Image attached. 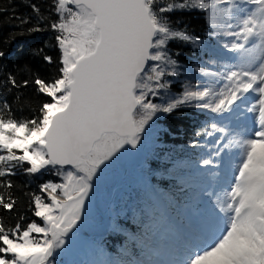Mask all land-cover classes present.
<instances>
[{"label": "snow or ice", "instance_id": "snow-or-ice-1", "mask_svg": "<svg viewBox=\"0 0 264 264\" xmlns=\"http://www.w3.org/2000/svg\"><path fill=\"white\" fill-rule=\"evenodd\" d=\"M53 8L60 57L53 78L31 81L47 98L35 116L17 119L6 98L30 81L0 77V210L16 211L11 177L53 171L62 182L40 184L49 202L32 196L42 224L0 219V264H56L71 250L94 182L126 151L147 147L158 114L181 107L210 114L190 142L204 150L198 161L191 171L177 165L188 188L183 203L173 204L174 215L158 205L142 210L141 235L131 237L135 257L104 259L97 249L100 258L84 264H264V0H53ZM185 9L207 14L209 36L234 62L211 59L216 70L196 68L207 82L187 81L172 94L169 78L181 75V65L169 42L204 47L170 16ZM43 60L54 63L49 55ZM241 105L252 127L236 131L224 120ZM233 153L238 163L227 168L224 158Z\"/></svg>", "mask_w": 264, "mask_h": 264}, {"label": "trees", "instance_id": "trees-1", "mask_svg": "<svg viewBox=\"0 0 264 264\" xmlns=\"http://www.w3.org/2000/svg\"><path fill=\"white\" fill-rule=\"evenodd\" d=\"M33 4L39 8V17L43 19L33 11ZM170 16L173 21L180 22V27L187 26L188 31L200 38L204 45L197 48L189 43L170 41V54L178 60L181 68L203 65L212 67L205 59H216L218 56L215 52L221 54V44L220 40L209 36L207 14L200 9H185L171 13ZM56 18L53 0H0V51L5 54L0 57V77L11 73L21 82L24 79L30 81L27 88L14 89L6 97L12 104L17 119L35 116L38 106L47 99L36 91L31 81L36 75L50 80L57 73L60 49L55 36L58 33L50 27ZM21 20H26L27 23H21ZM36 27L42 30L29 31ZM44 55L52 56L54 63L44 61ZM169 79L173 81V77ZM182 84L178 80L172 82L171 93H179V90L182 92ZM15 96H23L25 103L18 104ZM154 102L159 103L160 100L154 98ZM209 115L206 111L189 107H181L171 114H158L152 123L154 134L150 136V146L143 153H138L142 162L129 158L135 169H126V161L119 157L117 166L115 162L109 165L110 170L102 175V180L107 182L112 192L119 187L123 190L118 202L121 206L119 214L106 216L107 225L102 234L92 236L97 249L103 250L104 259L136 256L139 250L131 237L141 235L140 219L142 210L147 206L167 207L169 212L175 214L173 204L183 203L184 192L188 191L177 177V165L182 164L185 171H191L198 161L204 150L191 148L190 142L194 133L209 122ZM212 139L208 138L209 141ZM11 179L15 185L18 204L15 212L0 210V219L6 226H14L18 221L22 227L32 221L42 224V219L35 217L30 208L32 196L40 195L45 202H49L46 199L47 193L40 192V184L48 181L61 183L62 178L53 171H42V174L35 177L20 173ZM20 217L24 219L19 220ZM114 225L117 227L114 228Z\"/></svg>", "mask_w": 264, "mask_h": 264}, {"label": "rangeland", "instance_id": "rangeland-1", "mask_svg": "<svg viewBox=\"0 0 264 264\" xmlns=\"http://www.w3.org/2000/svg\"><path fill=\"white\" fill-rule=\"evenodd\" d=\"M221 44V41H220ZM221 52H215V54L218 57H222L220 59V63H225V62H234L231 60V55L225 53L224 49L221 47ZM211 59H215L213 57H208L206 58V62L209 64V61ZM212 66V70H216V66L209 64ZM200 67V66H197ZM181 68V75L179 77H173L172 82H176L177 80L185 84L187 81H191L192 83H205L207 82L208 78L201 77V75L196 72V68ZM181 85L182 88L184 85ZM179 92H181L179 90ZM177 94V93H174ZM252 97H248V103L252 101ZM161 102V101H160ZM159 102V103H160ZM245 105H241L240 111L237 113L233 114L231 117H226L224 122L228 123L229 126L236 130V131H243L245 128H251V114L246 113L244 111ZM152 134H154L153 128H152ZM152 136V135H151ZM150 139L146 142L147 149L150 146ZM152 145V144H151ZM142 149V153L144 152ZM135 151V150H133ZM138 154V153H136ZM139 155V154H138ZM119 157L117 158V160ZM116 160V161H117ZM120 160H122L120 156ZM133 160V159H132ZM115 161V163H116ZM123 161H126L124 166L126 169H135V166H133V162L130 161V159H124ZM128 161V163H127ZM134 161V160H133ZM225 166L227 168L234 169L235 165L238 163V156L236 154H230L226 155L224 158ZM114 164V163H113ZM118 164L116 163V166ZM119 169L118 167H116ZM110 168L109 166L104 170L106 172H102V175H105ZM103 186V188H102ZM110 187L107 184L106 181L102 180L100 178L99 180H96L94 182V188L90 192L88 199L85 202V209L82 213V219L81 222H78V227L79 231L76 232L75 237L72 238V242L69 245L70 251L69 252H62L60 255L56 256V264H84V262L100 258L99 255H97V247L94 242H92V239L89 237H80V233L86 234V235H93V236H98L101 235L102 232L104 231V227L107 225V220L105 219L106 216H110L112 214H119V207L120 204L118 203L119 200L121 199V189L120 187L117 188L114 192H112L111 196L108 197L105 194H108ZM111 190V189H110ZM103 193H102V192ZM111 191L109 192L110 195ZM118 204V205H116ZM108 206V208H107ZM71 235V234H70ZM34 237H38L37 234H33Z\"/></svg>", "mask_w": 264, "mask_h": 264}, {"label": "water", "instance_id": "water-1", "mask_svg": "<svg viewBox=\"0 0 264 264\" xmlns=\"http://www.w3.org/2000/svg\"><path fill=\"white\" fill-rule=\"evenodd\" d=\"M133 157L138 163H141V158L137 156L135 153H131L130 151H126L122 155V159H126L127 157Z\"/></svg>", "mask_w": 264, "mask_h": 264}]
</instances>
